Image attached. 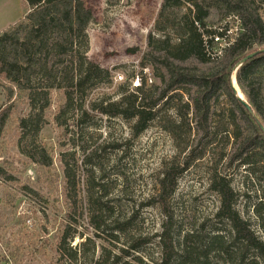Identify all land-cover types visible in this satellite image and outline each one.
<instances>
[{
    "label": "rangeland",
    "instance_id": "374dc122",
    "mask_svg": "<svg viewBox=\"0 0 264 264\" xmlns=\"http://www.w3.org/2000/svg\"><path fill=\"white\" fill-rule=\"evenodd\" d=\"M83 1L93 14L87 29V56L110 71L111 77L94 86L86 100L76 102L68 112L64 111L65 90H53L39 133L18 126L16 118L30 114L29 103H16L8 111L14 100L0 85V168L6 174L0 176V264L111 263L139 239L147 243L127 260L140 258L143 264H163L159 237L166 217L156 197L164 165L179 158L175 141L162 130L159 118L136 135L132 121L92 109L94 103L118 100L125 90L133 92L140 79L148 85L160 82L150 65L148 39L150 34L160 37L154 30L163 0ZM189 7L184 3L177 11L185 12ZM29 11L24 0H0V34ZM209 21L211 29L232 30L231 38L236 36L238 21L234 17L223 18L212 9ZM224 48L222 43L208 52L220 58ZM263 49L255 47L251 53ZM185 104H190V110H181L192 119L188 95H184ZM233 110L224 96L214 104L210 123L211 138L217 135L214 145H209V138L201 141L196 131L192 136V147L197 149V158L201 157L190 161L170 200L176 250L172 264H200L205 259L193 263L187 250L203 247L218 233L230 236L229 222L217 217L221 199L211 188L214 175L230 181L238 196L236 211L264 241L263 221L255 214V207L264 203V173L252 176L248 166L231 164L240 144L235 136L239 128L245 129L239 114L235 123L230 122ZM175 111L169 109L166 113L176 117ZM42 150L51 157L52 166L37 163ZM92 218L99 220V229ZM118 225L125 230L123 234L116 232ZM66 230L74 240L62 256L58 244ZM187 236L193 238L186 243ZM254 256V252L249 254L251 259ZM209 260L211 264L230 262L223 254H212Z\"/></svg>",
    "mask_w": 264,
    "mask_h": 264
},
{
    "label": "trees",
    "instance_id": "16d2710c",
    "mask_svg": "<svg viewBox=\"0 0 264 264\" xmlns=\"http://www.w3.org/2000/svg\"><path fill=\"white\" fill-rule=\"evenodd\" d=\"M24 1L29 13L0 34V85L8 91L9 99L14 100L8 111L16 103H29L30 114L25 118L17 117L18 126L24 131L30 128L39 133L53 90H65L64 111L68 112L76 102L86 100L85 96L93 92L94 86L111 77V72L92 63L87 56V29L93 14L83 0ZM184 3L191 8L178 12ZM263 7L264 0H163L154 30L160 37L150 34L148 39L150 65L160 82L148 85L145 79H140V85L133 92L125 90L118 100L101 101L92 106L102 115L132 121L136 135L142 134L159 118L162 130L175 141L179 158L164 165L156 197L166 217L159 237L163 264H172L176 256L170 200L178 188L179 178L191 162L201 157L197 158V149L192 147V136L196 131V135L202 136L201 141L209 138V145L216 143L217 135L211 138L210 123L212 108L222 96L234 108L229 114L230 122L235 123L239 114L245 125V129L239 128V134L235 136L240 144L231 164L240 162L248 166L252 176L264 173V131L256 121L257 117L264 126V54L247 62L237 73L238 85L255 115L239 101L231 83L236 64L255 47L264 46ZM212 9H217L223 18L237 17L241 23L237 37L222 50L220 58L212 57L213 53L208 52L217 45L215 38L223 36L220 31L211 29ZM191 61L197 64H190ZM184 95L191 98L192 119L181 110L191 108L190 104L183 105ZM177 104L181 107L176 108ZM161 106L162 109L157 110ZM80 108L82 110L83 105ZM169 109H176V117L166 113ZM161 113H164L162 117ZM226 142L229 145L230 139ZM182 155H185L183 161ZM37 163L50 167L52 159L42 150ZM0 176L6 177L1 168ZM211 188L220 196L217 217L229 222L232 241L222 233L211 236L203 247L187 250L191 262L203 258L205 261L200 264H211L212 254H223L230 258L227 264H264V241L236 211L238 196L230 181L214 175ZM255 214L264 226L263 201L255 207ZM92 220L94 224L97 222L96 218ZM97 224L99 229V220ZM115 230L120 234L125 232L120 225ZM189 238L193 237L187 236L185 241ZM73 240L66 230L58 244L60 255L67 252L68 244ZM146 243V239H139L123 249L122 256L114 257L111 263L98 260L95 264H143L140 258L131 261L127 257ZM251 252L255 253L252 259L249 257Z\"/></svg>",
    "mask_w": 264,
    "mask_h": 264
},
{
    "label": "water",
    "instance_id": "95a60500",
    "mask_svg": "<svg viewBox=\"0 0 264 264\" xmlns=\"http://www.w3.org/2000/svg\"><path fill=\"white\" fill-rule=\"evenodd\" d=\"M260 54H264V49L263 50H260V51H257V52H254V53H251L249 55H247L246 57H244L243 59H241L235 66L234 70H233V74L231 76V83H232V88L235 92V95L236 97L239 99V101H241L245 107L248 109V111L252 114V115H255L254 114V111L252 110L251 106L249 105V103L247 101H245L242 97L239 96L238 92L236 91V89L234 88V85H233V75L235 74L236 75V81H237V73L239 71V69L245 65L247 62H249L250 60L254 59L255 57L259 56ZM238 83V82H237ZM256 121L259 123V125L261 126L262 130L264 131V126H262V124L260 123V120H258V118L256 117Z\"/></svg>",
    "mask_w": 264,
    "mask_h": 264
},
{
    "label": "built area",
    "instance_id": "2783aa9c",
    "mask_svg": "<svg viewBox=\"0 0 264 264\" xmlns=\"http://www.w3.org/2000/svg\"><path fill=\"white\" fill-rule=\"evenodd\" d=\"M234 18L238 21L237 22L238 27L236 28V32L238 34V32L241 30V23L237 17H234ZM220 32L223 33V36L221 38L218 36L215 38V44L220 45V46H222V43H224L225 47L229 46L230 44H232L234 42L235 38L237 37V34H236V36L234 38H231V34L233 35L232 30L228 31V30L224 29V31L221 30ZM138 84H139V81H138Z\"/></svg>",
    "mask_w": 264,
    "mask_h": 264
},
{
    "label": "bare ground",
    "instance_id": "6f19581e",
    "mask_svg": "<svg viewBox=\"0 0 264 264\" xmlns=\"http://www.w3.org/2000/svg\"><path fill=\"white\" fill-rule=\"evenodd\" d=\"M233 85H234V88L236 89V91L238 92L239 96L242 97L245 101H247L245 95L243 94L242 90L240 89L237 81H236V77L235 75H233Z\"/></svg>",
    "mask_w": 264,
    "mask_h": 264
}]
</instances>
